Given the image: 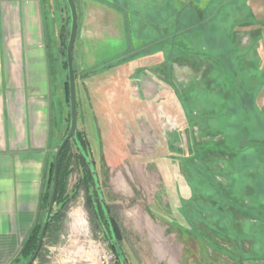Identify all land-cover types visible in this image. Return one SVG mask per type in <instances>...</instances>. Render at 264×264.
<instances>
[{"label": "rangeland", "instance_id": "1", "mask_svg": "<svg viewBox=\"0 0 264 264\" xmlns=\"http://www.w3.org/2000/svg\"><path fill=\"white\" fill-rule=\"evenodd\" d=\"M44 1L55 155L71 123V12L67 0ZM193 1L172 13L148 0L139 4L147 11L127 14L152 23L141 39L149 42L135 50L110 36L83 60L79 37L78 129L123 230L119 248L128 264H264V0ZM196 14H218L213 33H186ZM206 36L217 49L201 43ZM82 176L75 166L69 193ZM91 190L95 198L96 186ZM88 193L82 187L71 198L33 264H102L104 253H116Z\"/></svg>", "mask_w": 264, "mask_h": 264}, {"label": "crops", "instance_id": "2", "mask_svg": "<svg viewBox=\"0 0 264 264\" xmlns=\"http://www.w3.org/2000/svg\"><path fill=\"white\" fill-rule=\"evenodd\" d=\"M147 1L81 0L76 38L81 59L86 49L98 53L110 36L131 46L148 43L141 40L152 24L148 17H127L147 11L140 7ZM188 1L158 0V6L179 13ZM46 12L44 0H0V264L15 261L40 218L46 164L54 150Z\"/></svg>", "mask_w": 264, "mask_h": 264}, {"label": "trees", "instance_id": "3", "mask_svg": "<svg viewBox=\"0 0 264 264\" xmlns=\"http://www.w3.org/2000/svg\"><path fill=\"white\" fill-rule=\"evenodd\" d=\"M223 4H225V3H223ZM216 5L218 6V8H221V3H218V4L215 3L212 6H216ZM207 10H209V9L207 8ZM210 11H211V9H210ZM217 15L218 14H216L212 19L208 20L207 15H204V17H203L204 19H203V18H199V15L196 14L194 16L195 18L193 20L196 19L197 22L194 23L193 21H191L189 23V25H187V27H189V29H188V32H186V33H190L189 35H192V34L194 35V33H195L194 30L195 31L196 30H202L201 33H203L204 35L206 33H207V35L210 33H213V31H211V29L208 27ZM200 19H201V21H200ZM228 31H230V30H228ZM206 38H207V40H203V41L200 40V41H202L201 43H204L203 45L207 48L209 47V49H212V50L217 49V45H216L215 49H213L210 46L214 42L213 38L212 37L210 38V36H208V37L206 36ZM209 49L206 50V53H207V51L208 52L210 51L209 54L212 57L219 59V57H216L217 55L215 54V52H213L212 50H209ZM228 56L229 57L231 56L230 52L227 53V58H229ZM66 65L68 67V60L66 61ZM67 84L69 86V81L67 82ZM67 90H68V99L67 100L70 102L69 87H67ZM69 119L71 121V116ZM69 128H70V124H69L68 130H69ZM62 140H61V142H62ZM74 147H75V149H74ZM88 151H90V148H89V142L86 139V135L78 129L77 139H74V138L70 139V141L67 143V145L65 146V148L61 154L60 166H59L60 170H59L58 189H57L56 204H55L56 207L53 210V217H52V219L48 225L47 232L45 233V238L52 236V235L56 236L57 230H59L61 225H62V219L64 218V208L67 206V204L71 200V198H73L78 193L79 188L83 187V188L87 189L89 192L88 197H87L88 207H90L92 213L94 214L95 219L97 218V220H98L97 225L99 227L102 226L103 229H107V233L109 234V238L112 242L111 247L116 251L117 256L120 257V256H122V253H121L120 249L117 248L115 242H119L118 244H120V242H122L123 230L121 229V226H120L118 220L112 214L111 206L105 202V204H106L105 205L106 207H105L102 203L101 195H100V192H98L99 189L97 187L98 186L97 185L98 176H95L93 174L92 168L89 165L88 160L90 159V156H89ZM55 158H56V154L50 155L48 163L46 165L45 180H44L45 182H44V187H43V191L41 194V207L44 209L45 216H46L47 209H48L49 202H50V198H51L50 193H52V189H53ZM73 161H75L77 163V165H74ZM79 165L82 167L83 176H82L81 180H79L77 182V184L75 185L74 191L69 193L68 192V178H69L70 174L72 173V171L75 170V166L79 167ZM94 185L96 186L95 192L97 193L95 198L93 197V194L91 193L92 186H94ZM94 203H95V205H97L96 207H95ZM45 216L43 218L42 217L39 218V220H36V223L33 225L32 229H31L29 235L27 236L26 240L24 241L22 247H20L21 248L20 252H19L18 256L15 258L16 263L25 264L32 257V255L36 249L37 243H38L39 235L41 233V229L43 226V222L45 220ZM43 246H44V241H43L41 250L38 253L36 259L38 257H40ZM119 263L122 264V261H119Z\"/></svg>", "mask_w": 264, "mask_h": 264}, {"label": "water", "instance_id": "4", "mask_svg": "<svg viewBox=\"0 0 264 264\" xmlns=\"http://www.w3.org/2000/svg\"><path fill=\"white\" fill-rule=\"evenodd\" d=\"M67 3L70 8L71 12V29H70V37L68 41V47H67V60H68V70H69V87H70V104H71V123H70V128L62 142L60 143L57 153L56 158H55V169H54V180H53V189L49 202V206L47 209V213L45 216V220L43 222V226L41 229V233L39 235L38 243L36 246V249L32 255V257L29 259V261L25 264H33L38 255V253L41 250L44 238H45V233L47 232L48 225L53 217V210L56 204V195H57V189H58V180H59V170H60V158L61 154L67 145V143L70 141V139L74 138L77 139V132H78V98H77V82H76V71H75V66H74V47L76 43V38H77V33H78V27H79V11L77 7V2L76 0H67ZM90 167L92 168L93 174L97 176L96 170L94 168L93 163L91 160H88ZM97 187L99 189L98 192H100L101 195V200L103 205L105 206V200L104 196L102 194V190L100 188L98 179H97ZM106 207V206H105ZM116 246L118 249L119 244L118 242H115ZM122 258V264H128L127 261L125 260V257L121 256Z\"/></svg>", "mask_w": 264, "mask_h": 264}, {"label": "built area", "instance_id": "5", "mask_svg": "<svg viewBox=\"0 0 264 264\" xmlns=\"http://www.w3.org/2000/svg\"><path fill=\"white\" fill-rule=\"evenodd\" d=\"M102 264H117L116 253L112 250L107 251L101 257Z\"/></svg>", "mask_w": 264, "mask_h": 264}]
</instances>
